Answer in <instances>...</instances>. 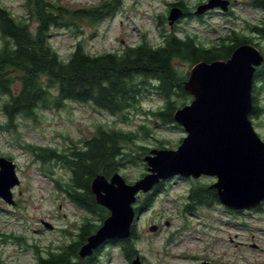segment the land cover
Listing matches in <instances>:
<instances>
[{
  "label": "rangeland",
  "instance_id": "rangeland-1",
  "mask_svg": "<svg viewBox=\"0 0 264 264\" xmlns=\"http://www.w3.org/2000/svg\"><path fill=\"white\" fill-rule=\"evenodd\" d=\"M71 9L90 8L107 0H48ZM120 9L99 23L77 19L68 26L54 27L50 41L64 59H68L75 45L82 41L92 54L116 52L127 46H135L144 39L152 45L163 42L162 34L176 30L181 37L195 36L200 43L211 45L232 29L251 37L264 53V36L252 32L248 25L262 22L264 11L250 4L252 0H234L228 12L214 9L196 15L200 0H120ZM207 2V1H206ZM174 3H181L190 14L184 15L172 27L168 16ZM16 17L27 14L26 0H0ZM183 9V7H181ZM182 73L192 66L177 61ZM262 112L252 116L256 131L264 139V81H257ZM187 99L185 104L190 103ZM181 104V102H180ZM163 98L150 93L143 100V110L158 109ZM180 107H182L180 105ZM128 121L98 109L91 103L67 101L63 108L39 112L36 121L17 118L18 129L8 131L0 126V157L10 156L16 164L20 184L15 186L13 197L16 204L7 203L0 197V264H33L36 256L57 251L61 246L77 239L80 226L88 217L101 224L97 215L71 201L60 191L54 179L66 181L71 172L60 163L44 166L26 148L51 146L60 151L73 143L91 137L100 125L137 130L140 125L151 128L149 136L140 134L136 143L152 148H177L186 136L179 126H162L151 115L128 112ZM6 118L0 110V123ZM10 160V159H9ZM119 172L128 182H134L147 173V164L139 160L125 164ZM215 177H174L165 181L160 192L135 219L134 230L139 235L133 242L137 250L150 264H195L205 259L217 264H264V207L253 213H234L222 204L213 207L199 206L194 212L186 210L188 194L194 184L211 185ZM140 193L134 206L144 201ZM45 223L51 224L52 229ZM158 226L152 230V226ZM18 237L21 241L16 240ZM171 237L172 242L166 243ZM185 254L189 258H182ZM96 264H127L119 245L108 243L98 256Z\"/></svg>",
  "mask_w": 264,
  "mask_h": 264
},
{
  "label": "trees",
  "instance_id": "trees-1",
  "mask_svg": "<svg viewBox=\"0 0 264 264\" xmlns=\"http://www.w3.org/2000/svg\"><path fill=\"white\" fill-rule=\"evenodd\" d=\"M120 3V0H107L94 7L71 9L58 2L26 0L27 14L21 17H16L0 4V110L6 118L0 123L1 128L15 131L19 124L17 118L36 121L39 112L63 108L67 101L91 103L100 110L119 115L125 122L128 121V112L135 110L151 115L162 126L174 124L179 127L174 113L192 96L184 88L189 72L182 73L176 62L194 66L200 61L229 59L244 43L259 46L238 29H232L210 46L200 43L189 33L181 37L174 30L162 34L163 42L159 45H152L144 39L138 45L100 54L90 53L79 41L70 57L62 58L50 41L54 27L68 26L77 19L99 23L115 14ZM250 4L264 11V0H252ZM171 5L184 7L181 3ZM248 28L264 36V17L261 23L248 25ZM257 81H264V63L256 72L255 84ZM260 90L254 85V107L250 117L263 110L258 102ZM150 93L162 97L163 105L158 109L143 110V100ZM139 128L131 130L100 125L91 137L81 144L73 143L63 151L31 144L26 148L44 166L56 162L68 168L71 172L68 180L54 179L57 188L77 206L97 215L103 222L110 212L97 204L91 182L98 174L110 177L125 164L142 160L148 147L136 142L141 133L149 136L152 129L144 125ZM160 148L165 147L160 145ZM164 184L163 180L144 195V201L137 207V215L150 206L160 192H164ZM187 198L188 212H194L199 206L221 204L217 190L207 183L194 184ZM100 226L86 217L77 239L57 251H50V256L43 257L40 264H96L103 245L84 259L78 256V251ZM132 231L135 235L134 229ZM15 239L21 241L18 237ZM118 241L130 259L139 252L129 237Z\"/></svg>",
  "mask_w": 264,
  "mask_h": 264
},
{
  "label": "water",
  "instance_id": "water-1",
  "mask_svg": "<svg viewBox=\"0 0 264 264\" xmlns=\"http://www.w3.org/2000/svg\"><path fill=\"white\" fill-rule=\"evenodd\" d=\"M230 7L231 0H208L197 6L195 14L213 9L228 12ZM183 16L184 10L173 6L169 24L173 27ZM263 63L261 49L244 43L229 59L200 61L191 67L184 88L192 100L174 113L186 136L177 148L150 149L142 157L147 173L134 182H128L119 171L110 177L98 174L93 178L91 191L96 202L110 214L81 245L80 258L92 256L110 240L130 237L139 216L134 206L138 195L151 192L163 180L215 177L211 187L217 190L220 203L234 210L253 209L264 202V139L250 117L255 75ZM20 182L16 164L0 157V197L16 204L12 189ZM134 264H140L139 257Z\"/></svg>",
  "mask_w": 264,
  "mask_h": 264
},
{
  "label": "flooded vegetation",
  "instance_id": "flooded-vegetation-1",
  "mask_svg": "<svg viewBox=\"0 0 264 264\" xmlns=\"http://www.w3.org/2000/svg\"><path fill=\"white\" fill-rule=\"evenodd\" d=\"M200 1H204V0H200ZM206 1H208V0H205L204 2H206ZM233 2H234V0H231V6L233 5ZM200 4H201V3H200ZM173 6H174V5H173ZM183 10H184V14H185V15L190 14V12L187 11L184 7H183ZM208 12H209V11H208ZM208 12H206V13H208ZM3 157H4V156H3ZM6 158L12 160L10 156H8V157H6ZM223 206H224V205H223ZM225 207H226V206H225ZM263 207H264V202H263L260 206H258V207H256V208H253V209L234 210V209H230V208H228L227 210H228V211H231V212H234V213L238 212V213H244V214H246V213H253V212L261 211V210L263 209ZM134 225H135V224H134ZM157 227H158V226H157ZM133 229H134V226H133L132 230H133ZM134 231H135V230H134ZM129 238H130L131 241H133L135 238H136V239L139 238V235H137L136 232H135V235H134V234H133V231H132V236H130ZM118 240H121V239H118ZM118 240H110V241H108L106 244H104V245L102 246V250H103V247H104L105 245H107L108 243H110V244H117V245H119L120 250H122V243H121L120 241H118ZM170 242H172L171 237H170L169 239L166 240V243H170ZM122 252H123V259H124V261H125L127 264H134V260H135L137 257L140 258V264H150V263L147 262V260H146V258L144 257V255H143L142 253H140V252H138L137 254H135V256H134L132 259H130V257L127 255L126 252H124L123 250H122ZM49 256H50V251H48V252L46 253L45 256H44V255L42 256V255L39 254V256H36V261H35L33 264H40V260H41L43 257H49ZM181 257H182V258H189V257L186 256L185 254L181 255ZM198 260H199V261H198L197 263H195V264H202V263L215 264V263H213L212 261L210 262L209 260H205V259H198ZM216 264H217V263H216Z\"/></svg>",
  "mask_w": 264,
  "mask_h": 264
}]
</instances>
